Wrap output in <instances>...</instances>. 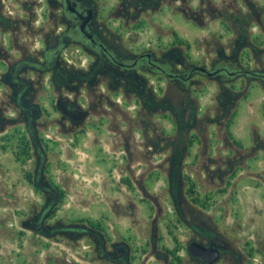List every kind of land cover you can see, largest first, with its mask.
Instances as JSON below:
<instances>
[{
	"label": "rangeland",
	"instance_id": "rangeland-1",
	"mask_svg": "<svg viewBox=\"0 0 264 264\" xmlns=\"http://www.w3.org/2000/svg\"><path fill=\"white\" fill-rule=\"evenodd\" d=\"M81 6L163 71L70 42L62 0H0V264H264L263 83L168 77L264 73V0Z\"/></svg>",
	"mask_w": 264,
	"mask_h": 264
},
{
	"label": "flooded vegetation",
	"instance_id": "flooded-vegetation-1",
	"mask_svg": "<svg viewBox=\"0 0 264 264\" xmlns=\"http://www.w3.org/2000/svg\"><path fill=\"white\" fill-rule=\"evenodd\" d=\"M82 1L83 0H62L63 13L68 16L67 19H69L71 25L66 27V33L64 36L66 38H69L70 42H76V43L82 42L83 43L82 47L89 46L93 52H98L99 54L102 55L103 58L106 57L114 66L118 67L119 69H128L129 71H131L136 69L139 65L142 66V64L145 63V65L148 68L155 69L158 71H163L159 63L153 60L151 53H140L129 64L127 63L124 64L122 62L117 61V59L112 56V54L107 50L106 46L97 39L96 35L90 29L92 23V17H93V10L89 7L86 8L82 7L81 6ZM68 5H70L73 9H75L77 13L71 12L69 10ZM87 10H92L91 19L87 24L83 26V32H82L79 27L82 18L86 16L85 12ZM87 36L88 37L90 36L91 38L89 39L87 38ZM55 53H57V49L55 50ZM200 68H202L203 70H199ZM195 72H198L200 74L204 73L209 77H215L218 76L219 74H226L228 77H233L235 75H243L245 77L256 80V82L260 85H262V83L264 85V73L257 70L251 71L249 69H236L233 71H227L226 68L220 67V68H216L213 71H207L204 67H195L190 69L187 73L176 74V75L169 74L168 77L177 78L181 80L183 83H185L190 79L191 75Z\"/></svg>",
	"mask_w": 264,
	"mask_h": 264
},
{
	"label": "water",
	"instance_id": "water-1",
	"mask_svg": "<svg viewBox=\"0 0 264 264\" xmlns=\"http://www.w3.org/2000/svg\"><path fill=\"white\" fill-rule=\"evenodd\" d=\"M68 7L71 12H74V13L76 12L75 9H73L70 5H68ZM91 12L92 10H87L85 12L86 16L82 18L81 20V24L79 28L82 32H83V26L87 24L89 20L91 19ZM87 38L90 39L91 37L87 36ZM199 70H203V69L200 68ZM187 252L192 258L199 259L205 264H213L219 258V251L216 248L212 246H205L195 241L188 244Z\"/></svg>",
	"mask_w": 264,
	"mask_h": 264
}]
</instances>
